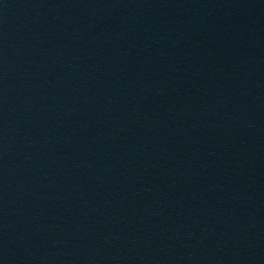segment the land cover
Returning a JSON list of instances; mask_svg holds the SVG:
<instances>
[{"label":"water","instance_id":"95a60500","mask_svg":"<svg viewBox=\"0 0 264 264\" xmlns=\"http://www.w3.org/2000/svg\"><path fill=\"white\" fill-rule=\"evenodd\" d=\"M215 0H0V264H141Z\"/></svg>","mask_w":264,"mask_h":264}]
</instances>
